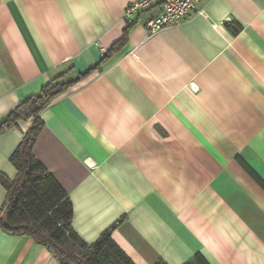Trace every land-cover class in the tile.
<instances>
[{
    "label": "crops",
    "instance_id": "0c3cea01",
    "mask_svg": "<svg viewBox=\"0 0 264 264\" xmlns=\"http://www.w3.org/2000/svg\"><path fill=\"white\" fill-rule=\"evenodd\" d=\"M136 0H0V125L50 82L33 155L65 190L88 244L135 264H264V0H205L149 34ZM193 85L197 88L194 90ZM33 119L0 134V215L11 155ZM0 264H60L0 226Z\"/></svg>",
    "mask_w": 264,
    "mask_h": 264
},
{
    "label": "trees",
    "instance_id": "16d2710c",
    "mask_svg": "<svg viewBox=\"0 0 264 264\" xmlns=\"http://www.w3.org/2000/svg\"><path fill=\"white\" fill-rule=\"evenodd\" d=\"M73 84L47 83L37 95L20 103L1 123L0 134L33 119L11 155L17 169L14 180L3 179L7 190L0 215L3 230L28 235L53 254L60 264H135L106 230L95 242L86 243L72 228L73 205L65 190L33 155V147L43 128L41 112ZM162 264V263H158ZM184 264H208L197 253Z\"/></svg>",
    "mask_w": 264,
    "mask_h": 264
},
{
    "label": "built area",
    "instance_id": "2783aa9c",
    "mask_svg": "<svg viewBox=\"0 0 264 264\" xmlns=\"http://www.w3.org/2000/svg\"><path fill=\"white\" fill-rule=\"evenodd\" d=\"M205 0H136L127 5L124 18L130 24L140 14L147 15L149 34L179 25L183 21L205 14ZM194 90H197L193 85Z\"/></svg>",
    "mask_w": 264,
    "mask_h": 264
}]
</instances>
